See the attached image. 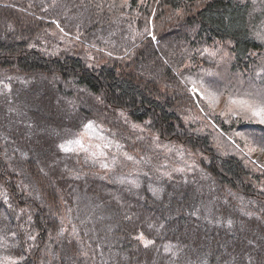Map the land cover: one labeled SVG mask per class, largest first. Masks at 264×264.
<instances>
[{"label":"trees","instance_id":"1","mask_svg":"<svg viewBox=\"0 0 264 264\" xmlns=\"http://www.w3.org/2000/svg\"><path fill=\"white\" fill-rule=\"evenodd\" d=\"M263 22L264 0H0V264H264V123L197 118L188 89L264 97Z\"/></svg>","mask_w":264,"mask_h":264},{"label":"rangeland","instance_id":"2","mask_svg":"<svg viewBox=\"0 0 264 264\" xmlns=\"http://www.w3.org/2000/svg\"><path fill=\"white\" fill-rule=\"evenodd\" d=\"M263 24H264V22H263ZM262 31L264 32V25L262 26ZM59 35L61 37H63L62 34H59ZM92 59H94V58L92 57ZM188 89H189L190 93L194 96V100L196 102L197 118L199 117L198 111L201 112V111H204L206 109H210L209 107H212V106L221 109L222 105H226L230 109H235V107L230 105V103H229L231 98H227L226 96L218 98L212 90H210L209 88L203 87L201 84L199 86H197V85L190 83L188 86ZM210 94H214L215 99H213L212 96H210ZM53 109H55V108H53ZM253 118L259 120L256 117H253ZM211 120L212 119H210L208 117L207 123H209V121H211ZM217 129H220V127H217ZM85 138H86V135L84 134L83 139H85ZM250 146L252 148H254V150L252 152H250V154L254 156L251 159L256 162L257 161L256 155H257L258 157H260L264 160V152L263 151L262 152L257 151L254 146H252V145H250Z\"/></svg>","mask_w":264,"mask_h":264},{"label":"snow or ice","instance_id":"3","mask_svg":"<svg viewBox=\"0 0 264 264\" xmlns=\"http://www.w3.org/2000/svg\"><path fill=\"white\" fill-rule=\"evenodd\" d=\"M213 99H215L214 94H210ZM230 105L234 106L235 108L239 109L244 113L250 114V116H246L245 118L256 117L260 120L261 123H264V97H260L259 99L255 98H248V97H238V98H231L229 101ZM91 123L87 125V127H91ZM70 144L73 142H69ZM74 143L80 144V141L77 140ZM63 148L64 146L61 145ZM66 151H72L70 147L65 148ZM146 243H151L150 241Z\"/></svg>","mask_w":264,"mask_h":264}]
</instances>
